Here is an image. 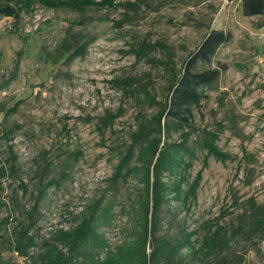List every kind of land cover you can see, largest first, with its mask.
<instances>
[{"label": "rangeland", "instance_id": "rangeland-1", "mask_svg": "<svg viewBox=\"0 0 264 264\" xmlns=\"http://www.w3.org/2000/svg\"><path fill=\"white\" fill-rule=\"evenodd\" d=\"M124 1V0H115ZM134 1V0H132ZM137 15L119 28L121 8H47L34 4L18 20L0 15V253L16 264L29 260L8 250L6 238L27 220L43 189L31 232L40 243L55 228L74 224V216L103 197L111 206V225L102 231L114 246L128 235L138 184L128 175L113 181L120 156L137 128L138 114L150 117L163 102L187 56L210 28L230 31L197 70L219 69L216 83L193 109L188 158L192 165L183 192L202 168L195 198L169 194L158 212L156 235L174 241L195 231L200 242L213 225L227 230L229 245L207 258L180 251L181 264H264V227L249 226L248 198L264 205V13L246 16L240 0H142ZM67 28L89 40L83 56L66 62L60 42ZM155 44L146 58L128 52L130 44ZM172 60L169 70L162 62ZM152 58V59H148ZM16 64V65H15ZM134 78L131 88L116 81ZM12 111H8L11 110ZM8 111V113H6ZM121 112L101 126L106 112ZM8 131L5 136L3 132ZM184 130H189L185 128ZM203 130H220L217 145L225 161L202 148ZM180 129L170 139L179 140ZM56 179V183L51 180ZM171 182L173 176H166ZM25 188V190H24ZM28 222V221H27ZM251 226V225H250ZM197 246V245H196ZM40 246L31 249L36 255Z\"/></svg>", "mask_w": 264, "mask_h": 264}, {"label": "trees", "instance_id": "trees-1", "mask_svg": "<svg viewBox=\"0 0 264 264\" xmlns=\"http://www.w3.org/2000/svg\"><path fill=\"white\" fill-rule=\"evenodd\" d=\"M142 0H0V15L19 19L23 10H31L34 4L47 8H68L82 12L86 8H121L122 18L112 20V25L119 28L125 22H131L140 9ZM242 13L246 16H257L264 13V0H240ZM264 24V22H263ZM230 31L210 28L197 47L184 60L182 69L173 74L168 86V93L163 102H154L146 93L147 98L156 103L158 108L150 117L139 113L137 128L130 133V141L124 153L120 156L111 179L115 182L128 175L136 179L138 184L137 196L131 205L134 217L127 236L114 246L102 231V226L111 225L114 214L111 206L102 205L103 197L87 204L74 216V224L69 227H59L51 231L50 236L40 243L31 232V223L38 212V205L43 189L38 190L31 212H27V220H19L13 227L6 242L8 250L15 252L30 262L24 264H181L178 255L182 249L196 252L207 258L221 252L229 244L227 230L223 226L213 225L209 233L198 242L193 240L195 231L181 232V236L170 241L156 235L159 224L158 212L169 194L174 199L183 197L195 198V191L201 178L200 168L193 181L183 192L182 184L192 162L189 147L190 131L193 129V109L206 97L219 77V69L206 68L197 70L199 62H206L215 54L217 48L231 39ZM89 40L81 42V37L67 28L60 42L66 53V62L83 56ZM155 49V44L141 41L130 44L128 49L136 59L149 57ZM152 59V58H148ZM169 70L173 69L170 55L162 62ZM16 65V64H15ZM116 81L121 86L131 88L134 78H119ZM8 110V111H12ZM2 109L0 108V112ZM8 111L6 113H8ZM119 112H106L99 118L101 126H108L120 115ZM185 128L189 130H184ZM181 130L179 140H171L173 131ZM6 136L8 131L3 132ZM202 148L206 150L204 163L209 156L216 160L225 161L232 156L222 151L217 145L220 130H203ZM3 171V167L0 168ZM173 176L168 182L166 176ZM56 183V179L51 180ZM25 190V188H24ZM250 215L249 226L261 229L264 227V205L256 204L253 197L248 198ZM28 221V222H27ZM251 225V226H250ZM40 246L36 255L31 249ZM197 245V246H196ZM0 264H16L9 259H3L0 253ZM207 264H212L207 262ZM218 264H240L239 261H226L223 257Z\"/></svg>", "mask_w": 264, "mask_h": 264}]
</instances>
